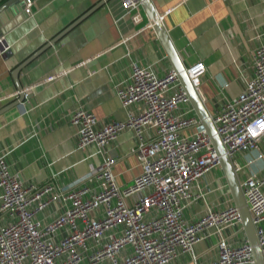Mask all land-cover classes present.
Here are the masks:
<instances>
[{"label": "crops", "instance_id": "obj_1", "mask_svg": "<svg viewBox=\"0 0 264 264\" xmlns=\"http://www.w3.org/2000/svg\"><path fill=\"white\" fill-rule=\"evenodd\" d=\"M100 1L32 0L31 15L22 10L11 18L2 17L0 36L11 49L0 53V109L21 92L24 99L0 113V159L24 183L65 187L98 166L101 157L95 145L77 148L70 114L82 106L100 123L123 121L127 111L116 89L130 80L131 64L151 68L158 75L172 68L143 10V22L138 26L128 19L116 21L122 15L117 0H109L58 38ZM150 1L184 66L197 62L204 66L199 87L208 112L235 100L253 76L254 50L264 44V0ZM48 43L19 72V91L13 70ZM151 135L152 130L142 133L145 139ZM137 142L133 129H126L108 146L116 157L112 172L120 185H129L141 170L133 152ZM259 151L264 155V138ZM257 154L242 152L233 159L239 183L263 171V160ZM88 184L96 186V181ZM199 185L203 198L186 204L187 220L201 217L207 207L222 209L234 204L221 166L209 171ZM56 207L53 203V214ZM51 218L50 214H37L42 222ZM6 219L0 212V224ZM222 237L233 244L247 239L242 224L221 230L212 225L193 245L194 259L181 253L166 264H209ZM130 251L126 247L121 255Z\"/></svg>", "mask_w": 264, "mask_h": 264}, {"label": "built area", "instance_id": "obj_2", "mask_svg": "<svg viewBox=\"0 0 264 264\" xmlns=\"http://www.w3.org/2000/svg\"><path fill=\"white\" fill-rule=\"evenodd\" d=\"M23 1L24 14L31 15L32 0ZM117 1L122 15L116 21L143 22L139 0ZM10 49L0 36V53ZM131 65L130 80L116 89L127 111L125 120L100 123L82 106L70 114L77 148L93 144L101 157L87 174L65 187L24 183L0 159V212L7 218L0 224V264H166L181 253L194 259L193 245L210 226L221 230L242 224L235 204L207 207L201 217L185 218L186 204L203 198L200 180L221 166L220 155L176 71L158 75ZM185 69L203 101L199 84L204 66L197 62ZM137 104L136 110L129 109ZM210 114L232 162L242 152L258 151L264 164L259 151L264 138V44L254 50L253 76L237 98ZM126 129L138 138L133 152L141 170L123 186L112 172L116 157L108 146ZM146 130H152L148 139L142 137ZM93 179L96 186L88 184ZM239 185L264 258V168ZM38 213L52 218L42 222ZM126 247L131 251L121 255ZM216 248L209 264H255L248 239L233 244L222 237Z\"/></svg>", "mask_w": 264, "mask_h": 264}, {"label": "water", "instance_id": "obj_3", "mask_svg": "<svg viewBox=\"0 0 264 264\" xmlns=\"http://www.w3.org/2000/svg\"><path fill=\"white\" fill-rule=\"evenodd\" d=\"M109 0H101L98 4L84 13L79 19H77L72 25L67 27L58 38L62 37L63 35L67 34L71 29H73L77 24L87 18L90 14H92L95 10L102 7L106 2ZM141 4V8L145 17L147 18L150 25H152V29L154 30L159 42L161 43L165 54L167 55L172 68L176 71L178 75V79L182 84L183 88L185 89L190 103L193 106L195 114L197 118L200 120L201 124L204 126L208 134L210 135L212 142L220 155L221 167L223 169L226 182L230 193L233 198L234 204L238 207L242 225L249 240L250 244L252 245L253 249V256L255 260V264H264V258L262 256L261 248L258 244L255 227L252 223L250 213L246 206L233 164L231 159L225 153L224 146L219 138V135L216 132L215 126L211 119V114L205 107V104L201 100L199 94L195 90L194 86L192 85L188 74L186 72L185 66L183 62L180 60L177 52L175 51L172 43L169 41L167 34L159 21V17L154 10L150 0H139ZM24 8V1L22 0H5L3 3L0 4V23H2V17L6 15L9 18L18 15ZM11 14V15H10ZM55 41H52L54 43ZM50 43L46 44L45 46L39 48L33 55L29 58L24 60L22 63L18 64L15 69L13 70V78L16 82V86L19 91H21V85L18 80L19 72L24 68V66L31 61L34 57L41 53ZM24 99V94L21 92L19 97L14 100L13 102L9 103L4 108L0 109V113L6 110L9 107L17 105L19 102H22Z\"/></svg>", "mask_w": 264, "mask_h": 264}]
</instances>
